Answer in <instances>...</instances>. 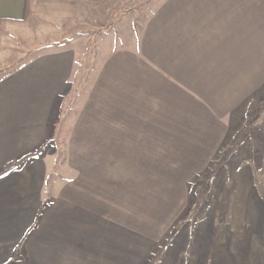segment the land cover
<instances>
[{"label":"crops","instance_id":"crops-1","mask_svg":"<svg viewBox=\"0 0 264 264\" xmlns=\"http://www.w3.org/2000/svg\"><path fill=\"white\" fill-rule=\"evenodd\" d=\"M119 1L0 0V43L32 11ZM78 61L49 51L0 80V264H264V140L260 163L234 170L226 219L186 240L176 227L190 181L264 91V0H162L72 101ZM62 116L63 151H47ZM200 237L203 255L188 247Z\"/></svg>","mask_w":264,"mask_h":264},{"label":"rangeland","instance_id":"rangeland-1","mask_svg":"<svg viewBox=\"0 0 264 264\" xmlns=\"http://www.w3.org/2000/svg\"><path fill=\"white\" fill-rule=\"evenodd\" d=\"M161 1L122 0L117 4H106L95 9L72 4L63 11H32L24 35L16 30L6 32L2 29L0 80L19 68L23 61L41 53L69 48L80 55V75L74 78L75 87L70 99L80 100L92 79L90 72L97 68L99 53L114 45L132 47L143 25ZM67 104H70V101L67 100L63 104L64 107H68ZM63 119V116L58 118L57 133L54 131L52 143L47 151H63L66 125ZM260 140H264V91L248 100L236 121L234 120L229 138L217 155L210 160L202 173L190 181L188 199L176 224L177 230L182 229L186 233L185 240L188 237L187 231L195 225L193 217H200L205 210L204 205L209 207L208 213L207 209L205 211L207 215L203 217L208 220L207 228L214 220L227 218L231 196L228 184L234 177L237 165L245 162L257 166L260 163ZM188 247L193 253L203 255L208 252L209 243L207 239L200 237L195 238ZM164 250V247L160 250L162 257L168 248ZM186 261L187 257L181 258L176 264H185Z\"/></svg>","mask_w":264,"mask_h":264},{"label":"trees","instance_id":"trees-1","mask_svg":"<svg viewBox=\"0 0 264 264\" xmlns=\"http://www.w3.org/2000/svg\"><path fill=\"white\" fill-rule=\"evenodd\" d=\"M22 161H23V160H20L18 163H21ZM231 181H232V180H231ZM231 181H230V182H231ZM206 207H207V204L203 206V208H205V210H204V212L200 215L199 218H197V216H194V217H193L194 220H195V225L199 222V220L203 219V217L207 215L209 207H207V208H206ZM206 209H207V213L205 212ZM200 218H201V219H200ZM192 227H194V225H193Z\"/></svg>","mask_w":264,"mask_h":264}]
</instances>
